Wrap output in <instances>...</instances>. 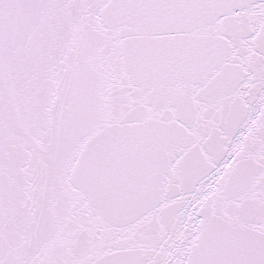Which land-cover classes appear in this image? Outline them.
I'll use <instances>...</instances> for the list:
<instances>
[{
    "label": "snow or ice",
    "instance_id": "obj_1",
    "mask_svg": "<svg viewBox=\"0 0 264 264\" xmlns=\"http://www.w3.org/2000/svg\"><path fill=\"white\" fill-rule=\"evenodd\" d=\"M0 264H264V0H0Z\"/></svg>",
    "mask_w": 264,
    "mask_h": 264
}]
</instances>
